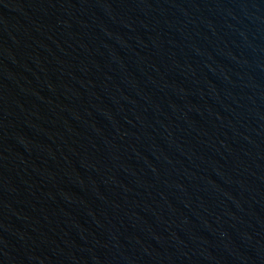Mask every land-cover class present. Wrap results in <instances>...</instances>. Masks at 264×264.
<instances>
[{
  "label": "water",
  "instance_id": "water-1",
  "mask_svg": "<svg viewBox=\"0 0 264 264\" xmlns=\"http://www.w3.org/2000/svg\"><path fill=\"white\" fill-rule=\"evenodd\" d=\"M0 264H264V0H0Z\"/></svg>",
  "mask_w": 264,
  "mask_h": 264
}]
</instances>
